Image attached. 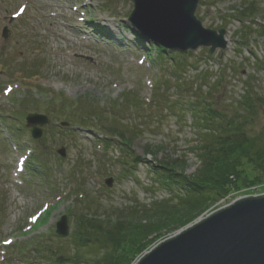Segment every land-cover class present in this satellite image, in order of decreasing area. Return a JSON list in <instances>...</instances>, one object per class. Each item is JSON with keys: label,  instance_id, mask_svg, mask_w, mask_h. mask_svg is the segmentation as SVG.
<instances>
[{"label": "rangeland", "instance_id": "374dc122", "mask_svg": "<svg viewBox=\"0 0 264 264\" xmlns=\"http://www.w3.org/2000/svg\"><path fill=\"white\" fill-rule=\"evenodd\" d=\"M251 2L257 13L252 20L241 19ZM132 10V0H0V264H54L60 255L66 264H83L71 260L75 255L97 260V250L75 238L74 215L116 220L120 213L133 214L137 206L149 209L180 202L169 187L157 182L148 164L133 166L134 175L123 172L119 164L126 153L117 145L118 136L65 124L64 112L72 114L78 101H89L96 111L108 113L123 96L138 94L140 110L120 119L137 128L131 154L143 158L150 147L153 156L148 161L179 162L175 176H193L199 170L200 161L191 151L199 139L191 112L180 121L167 108L179 99L184 103L188 96L153 62L156 49L144 44L143 35L128 21ZM196 14L205 27L225 29L229 44L221 58L207 48L195 51L192 58L197 57L198 68L189 67L183 78L195 81L201 73L203 91L215 88L222 78L212 100L217 109L230 113L252 85L249 77H255L264 93V73L254 65L255 53L259 59L264 56V0H200ZM166 63L172 66L170 60ZM164 80H169V87L160 91L157 86ZM158 97L163 101L160 107L154 106ZM60 98L70 103L63 110L53 109ZM58 110L60 116L50 114ZM174 110L180 111L178 106ZM33 112L51 120L35 140L25 121ZM257 129L264 130V119ZM253 173L250 169L249 179ZM262 194L264 179L235 186L193 222L163 231L131 264L206 215L237 199ZM63 216L69 219L67 237L55 232Z\"/></svg>", "mask_w": 264, "mask_h": 264}, {"label": "trees", "instance_id": "16d2710c", "mask_svg": "<svg viewBox=\"0 0 264 264\" xmlns=\"http://www.w3.org/2000/svg\"><path fill=\"white\" fill-rule=\"evenodd\" d=\"M245 12L246 15H242L240 18L252 20L257 13L256 4L254 2L247 4ZM262 33L264 35V29ZM142 41L145 44L144 38ZM149 46L154 47L157 52V57L151 58L153 62L156 60L159 68L167 72L166 76L170 80L174 79L173 87L180 91L184 90L182 94L188 96L184 103L179 99V101L167 104V108L170 113H175L180 121L185 120V114L191 112L192 124L199 137L191 147V151L197 155L201 166L193 176L185 174L175 176L179 162L175 161L168 165L161 161H157L158 163L148 161L147 157L153 156L150 147L146 150L143 158L131 154L130 147L133 140L137 138V128L123 125L120 119L126 114L140 110L138 94L137 96L134 94L123 96L121 103L110 109L108 113L102 110L96 111L89 101L87 103L82 100L78 101L77 109L72 114L64 112V119L68 121L66 123L73 127L87 129L95 127L99 128L101 132L104 131L106 136L109 134L118 136L117 145L121 147V150L125 148L123 151L126 153L125 163L119 164L124 169L123 172L134 175L135 168L133 166L148 164L149 168L156 171L157 182L162 186L169 187L180 202H176V204L161 203L149 209L145 206H137L131 209L133 214L125 216L120 213L116 220L109 217L102 221L86 214L74 215L78 223L75 238L97 250L99 256L97 260H91L82 259L79 255L76 258L75 255L71 260L76 262L80 261L83 264H131L135 258L157 242V238H160L163 231L185 227L186 224L193 222L199 214L206 211L211 203L227 196L235 186L248 185L249 182L260 183L264 179V130L257 129V122L264 119V93L258 90L256 79H253L255 77H249L252 85H249V89L246 88V93L237 101L236 108L232 109L233 111L230 113H226L217 109L212 100L214 98L212 92L216 90L215 88L218 89L222 78L215 88L211 85L207 91L202 90L201 79L203 80L205 77H201V73L195 81L183 78L189 67L198 68L197 57L196 60L193 59L194 57L192 58L194 53L171 52L152 43ZM254 57L256 69L264 73V56L259 59V56L254 54ZM188 58L196 62L193 63ZM168 60L172 64L171 67L166 63ZM170 73H172L171 76H169ZM168 82L169 80L161 82L157 86L158 90L167 89ZM58 101L59 103L55 104L53 109L63 110L66 107V102L70 103L67 98H60ZM162 102L158 97L154 106L160 107ZM47 104L49 107L50 101ZM184 105L188 107H184ZM177 106L180 109L179 112L174 110V107ZM50 114L57 115L59 110L50 112ZM110 115H112L111 119L107 118ZM89 120L94 123H89ZM113 140L111 141L113 142ZM127 164L130 165V168L127 167ZM250 169H253L255 176L249 179ZM182 193H184L183 196L180 195ZM90 205L88 202V209H91ZM142 219L146 220V223L138 221ZM63 257L64 255H60L52 261L54 264H66V259Z\"/></svg>", "mask_w": 264, "mask_h": 264}, {"label": "water", "instance_id": "95a60500", "mask_svg": "<svg viewBox=\"0 0 264 264\" xmlns=\"http://www.w3.org/2000/svg\"><path fill=\"white\" fill-rule=\"evenodd\" d=\"M200 0H133L129 21L156 45L187 53L200 48L212 55L228 46L226 30L206 28L196 16ZM7 29L4 30V37ZM34 139L49 124L46 116L26 119ZM60 154L65 157L64 151ZM111 186V181L108 183ZM57 235L67 237V216L57 223ZM136 264H264V194L237 199L158 243Z\"/></svg>", "mask_w": 264, "mask_h": 264}]
</instances>
